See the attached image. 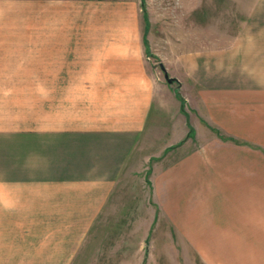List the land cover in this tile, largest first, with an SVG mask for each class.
Wrapping results in <instances>:
<instances>
[{
    "label": "crops",
    "instance_id": "1",
    "mask_svg": "<svg viewBox=\"0 0 264 264\" xmlns=\"http://www.w3.org/2000/svg\"><path fill=\"white\" fill-rule=\"evenodd\" d=\"M145 32L139 0H0V75L52 92L39 124L0 125V264H92L104 242L126 264L129 220L149 207L182 204L207 235L223 228L225 172L251 188L264 30L250 22L227 48L170 44L158 53L173 82Z\"/></svg>",
    "mask_w": 264,
    "mask_h": 264
},
{
    "label": "rangeland",
    "instance_id": "2",
    "mask_svg": "<svg viewBox=\"0 0 264 264\" xmlns=\"http://www.w3.org/2000/svg\"><path fill=\"white\" fill-rule=\"evenodd\" d=\"M139 1L145 35L154 42L155 53L168 52L170 44L178 40L193 49L227 48L250 22L254 31L264 30V0ZM155 55L154 59L151 56L153 62L158 65L165 62L161 54ZM257 77L260 79L257 81L264 82V75ZM40 78L36 74L0 75V125L39 124L41 98L52 93L40 90ZM25 117H29L28 122L18 120ZM251 146L259 149L251 150V188L237 191L243 181L235 178V171H226L218 182L225 189V193L220 189L224 196L216 202L224 216L223 228L202 234L201 230L206 229L200 227L199 219L184 218L187 212L182 210V204H176L172 210L173 204L158 203L155 209L149 207L151 211L144 213L141 220H129L125 263L264 264V146ZM161 158L162 168L168 159L166 155ZM227 190L236 192L228 196ZM145 192H149L147 185ZM243 199L249 200L236 202ZM191 206L198 207V215L200 204ZM237 217L239 226H235ZM97 245L99 251L96 250L92 264H119L115 256L121 251H116L118 246L114 242Z\"/></svg>",
    "mask_w": 264,
    "mask_h": 264
},
{
    "label": "water",
    "instance_id": "3",
    "mask_svg": "<svg viewBox=\"0 0 264 264\" xmlns=\"http://www.w3.org/2000/svg\"><path fill=\"white\" fill-rule=\"evenodd\" d=\"M162 69L164 70L165 72V77L167 78V80L169 82H173L174 80H176V78L174 77H170L169 73L167 72L166 68L164 67V65H161Z\"/></svg>",
    "mask_w": 264,
    "mask_h": 264
}]
</instances>
